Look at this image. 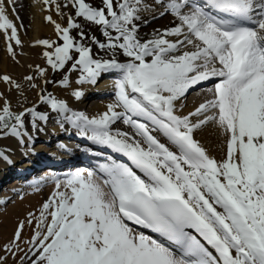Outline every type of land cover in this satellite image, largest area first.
Masks as SVG:
<instances>
[{
  "label": "snow or ice",
  "instance_id": "snow-or-ice-1",
  "mask_svg": "<svg viewBox=\"0 0 264 264\" xmlns=\"http://www.w3.org/2000/svg\"><path fill=\"white\" fill-rule=\"evenodd\" d=\"M38 2L55 38L30 44L48 67L22 63L23 5L0 0L6 52L27 69L0 72V139L32 144L55 115L126 159L51 177V195L0 245V264H264V0ZM166 14L170 26L144 39L141 26ZM106 73L114 95L98 114L48 91L81 101ZM202 82V99L184 111ZM5 92L19 93L15 106ZM208 128L219 156L198 135ZM0 159L14 163L6 148Z\"/></svg>",
  "mask_w": 264,
  "mask_h": 264
},
{
  "label": "bare ground",
  "instance_id": "bare-ground-1",
  "mask_svg": "<svg viewBox=\"0 0 264 264\" xmlns=\"http://www.w3.org/2000/svg\"><path fill=\"white\" fill-rule=\"evenodd\" d=\"M35 1H38V0H35ZM18 4L23 5L22 10L20 11V15L23 19L24 24L26 26H28L27 27V34L22 36V38L25 40L24 52L27 53V56H25L22 59V63L40 64L41 66L47 67V65L45 64L44 58L40 55L41 48L31 46L30 42H31V40H33L35 38H42L45 35L49 36L51 38H55V33L53 31V27L50 24H48L46 21L43 20V15L45 14V12L42 11L41 8L38 9L37 8L38 5L37 6L33 5L30 2V0H18ZM25 6H26V9H24ZM40 6H41V4H40ZM53 14H55V13L53 12ZM168 17H167V19H164L163 21L160 20V21L153 22L147 28H144V29L140 28L141 36L143 37L144 34L147 32L151 33L153 31V29L158 26V24L161 25L162 27L170 26V24L174 18H173V16H168ZM145 18L148 19L149 17L146 16ZM101 54L104 55L105 53L101 52ZM4 71H7V72H10L16 76H19L20 74L25 73L27 71V69L24 67H21L20 65H17L10 58V56L7 54L6 49H5L4 39L2 36H0V72H4ZM110 80H112V77L111 78H104L102 80V83H100V84L98 83L97 86H95V87L90 86V85L83 86L87 89L86 93L95 92L97 95L100 96V97H97V96L93 97L92 98L93 100H90L91 102L89 101L90 102L89 107H88L89 102H87L85 104L86 99L85 100L82 99L83 101L82 100L76 101L68 93L67 90H65L61 87H59V88L56 87L57 89L55 91H56V93L59 94L58 96H61L62 98L68 99V101L72 107L75 108V106H76L77 110H82V107H84V110L86 108H88V109H90V112L88 114L94 115V114H98V113L104 111L106 108V104L111 100V98L109 99V96L104 97L106 92H108V89H111V87H110L111 81ZM201 89H205V88H201ZM30 90L31 89H29L28 91L30 92ZM91 90H94V91H91ZM0 91H5V85L2 82H0ZM36 91H38V90H36ZM199 93H200V89L198 91L194 92L191 96H189L187 98L189 101V107L184 109V111H187L188 109L191 108L193 103H196L200 99H202V96ZM5 94L9 95L11 99H14V101L16 100V102H17V99L19 98V96L17 97V94H19L18 92H13V93L5 92ZM69 127H70L69 125L65 124L64 128H61L59 117H56L55 115H53V118L47 122V125L44 126L43 130L37 132V133H39L38 135L40 137V139H39L40 141H38L34 144L32 143V144H28V145H20L16 141V139H14V138L0 139V148L8 149V154L11 156V158L14 162L13 164H8V163L4 162L2 159H0V181L5 175H7L10 172H17L18 170H21L24 168L28 169V167L31 165L32 160L34 158H36L37 153L43 154V153H48L50 151L51 154H54V156H56L55 161H58L60 157H58L59 153L56 155L57 149H64V151H69V152H74V151L78 152L79 149L74 147L75 145H77L78 142L66 141V140L61 141V142L58 141L57 136L59 134L64 133L66 135H69V133H71L70 131H72V130H68ZM114 127L116 128V126H114ZM73 132L74 131H72V134H75ZM198 135L203 140V142H205L210 147V149L217 156H219V150L215 147V145L218 144V140H217V137L215 136L213 130L211 128H208L205 131L198 133ZM54 137H56V138H54ZM44 140H51V144L50 145L46 144L44 142ZM63 143H66V144H63ZM49 172H50L49 170H45L40 174V176L45 175L47 177L50 175ZM26 187H27V185L25 183L23 185V182L21 180L15 179L6 185V188H12V190H10L9 192H2V195H0V200H7L8 198H10L9 200H7L9 202L12 198H15L14 196H15V194H17L16 192L18 190H24V189H26ZM47 187H46V189H47ZM51 188L53 189V187H51ZM27 190H29V189L27 188ZM44 191H46V190H44ZM44 191L43 192L40 191V193H44ZM11 192L14 194H11ZM24 195H23V197H24ZM26 195L29 196L31 194L27 193ZM17 202H19V201H17ZM17 202H15V203H17ZM5 204H0V208L4 207V209H5ZM7 209L8 208H6L5 210H7ZM11 212L12 211L9 209V212L4 213V214H9L7 218H4V220L5 219L9 220ZM9 224H12V223L9 222ZM3 240H4V238L2 239V241Z\"/></svg>",
  "mask_w": 264,
  "mask_h": 264
},
{
  "label": "rangeland",
  "instance_id": "rangeland-1",
  "mask_svg": "<svg viewBox=\"0 0 264 264\" xmlns=\"http://www.w3.org/2000/svg\"><path fill=\"white\" fill-rule=\"evenodd\" d=\"M30 2L35 6L38 5L37 6L38 9L41 8L40 3L38 1L30 0ZM92 2L94 4H99L100 0H92ZM24 9H26V6ZM146 16H148V15H146ZM168 16H172V15L166 14L163 17L157 16L156 19H149V22L146 25H142L141 29L147 28L148 26H150L155 21H160V20L163 21L164 19H167ZM157 28H163V27L158 24V26L155 27L154 29H157ZM89 30L91 32H93L94 34H96L99 39H101V40L105 39L104 37H102V34L100 33L98 26H92ZM151 33H148V32L145 33L143 38H145V39L149 38V34H151ZM48 37L49 36L45 35L42 38H48ZM94 51H97L95 46H94ZM45 64H46V61H45ZM75 75L76 74H73V79L75 78ZM109 76H112V79L114 78V74H111ZM49 78L50 79L51 78L60 79L61 74L60 73H53L49 67ZM37 80L39 81V78H37ZM56 87L59 88V86L49 84L48 85V91H52L55 94L59 95L55 91L57 89ZM37 92L38 91H36V90H30V92L29 91L26 92V95L28 94L27 98H28L29 102H33L36 99ZM18 96H19V94H17V97ZM59 97L62 98L61 96H59ZM12 102H13L14 106L17 104L16 100L14 101V99H12ZM185 104H186V108H188L189 107V101L185 100ZM86 109H85L86 110L85 112L89 113L90 109H88V108H86ZM41 110H46V106H41ZM114 126H117V124H115ZM125 129H127V128H125ZM48 180H47L48 183L42 189L43 191L46 190V191H44V193L39 192L37 194L29 195V196L26 195L27 193H25L24 197H22V198L19 197L20 195H18V193H17L14 196L15 198H12L9 202H7L5 204V209L8 208L7 210H5L4 207L0 208V245L5 243L8 239L12 238V233L16 227L18 219H24L26 217L27 212H29V211L35 212L36 210H38L40 208L41 204L43 203V201L46 200L49 195H51V193L53 192V190L55 188V185H54V182H52V180H50V179H48ZM46 187H47V189H46ZM51 187H53V189ZM43 191H41V192H43ZM17 201H19V202H17ZM15 202H17V203H15ZM9 209L12 211L10 214L9 220H6V219L4 220V218H7L9 215V214H4V213L9 212ZM37 214H38V212H37ZM9 222L12 224H9ZM30 233H31L30 229H25V239H27V237H28V235H30ZM3 238H4V240L2 241ZM21 247L23 248L24 245L21 244ZM25 251H27V249H25ZM0 254H2V249H0ZM7 264H16V261H14L13 258L10 257Z\"/></svg>",
  "mask_w": 264,
  "mask_h": 264
}]
</instances>
